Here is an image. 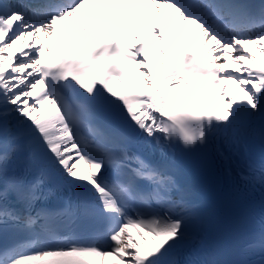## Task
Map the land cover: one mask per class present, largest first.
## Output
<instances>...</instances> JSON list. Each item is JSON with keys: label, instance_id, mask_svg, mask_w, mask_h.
I'll return each instance as SVG.
<instances>
[{"label": "snow or ice", "instance_id": "1", "mask_svg": "<svg viewBox=\"0 0 264 264\" xmlns=\"http://www.w3.org/2000/svg\"><path fill=\"white\" fill-rule=\"evenodd\" d=\"M106 2L125 9L137 4ZM87 3L42 0L29 6L0 0V141L11 140L10 149L0 152V174L7 172L10 152L23 153L35 167L31 182L21 174L0 185V231L21 233L0 246V264H96L109 256L121 264H162L163 257L186 243L191 224L203 226L199 208L174 198L180 189L170 167L152 163L124 144L108 146L107 131L95 122L97 113L123 120L162 153L206 145L214 130L232 129L227 153L219 152L226 162L239 148L241 129L264 122V59L255 62L245 47L255 45L264 57V4L151 0L157 11L172 9L171 16L148 26L146 38L135 44L105 37L93 47L79 43L71 55L55 60L44 59L45 44L28 42L16 54L11 51L17 41L35 40L40 33H57L71 43L57 24ZM189 24L199 38L185 49L179 45ZM130 30L135 36L142 29ZM157 37L160 43L154 42ZM229 60L239 67L228 70ZM153 64L164 69L156 77ZM141 77L144 89L137 86ZM233 82L244 94L240 100L225 90ZM50 176L79 189L85 196L83 215L101 222L87 239H61L47 224L37 227L39 220L54 215L44 209L32 214ZM10 193L23 206V215L8 208ZM129 228L164 239L140 251L133 247L135 241L126 242L132 240ZM197 236L203 248L206 235ZM259 246L264 247V240Z\"/></svg>", "mask_w": 264, "mask_h": 264}, {"label": "bare ground", "instance_id": "2", "mask_svg": "<svg viewBox=\"0 0 264 264\" xmlns=\"http://www.w3.org/2000/svg\"><path fill=\"white\" fill-rule=\"evenodd\" d=\"M97 0H88V3L85 5L87 6L85 10L83 9L82 11H79L76 13L73 17H76V19L72 20L70 22V26L74 27L75 25H82L84 26L86 18L82 16V13L86 11L88 7H91L96 3ZM164 10L157 11L156 6L153 5L151 2H138L136 4V7L133 9V13L136 14V16H140L142 13H147L150 15L151 18H158L160 15H162ZM31 42L33 46H39L41 44L47 45V49L43 51V57L45 60L48 59V42H49V37H45L43 33L38 34V38L35 40H32L31 37H25L20 41H17V43L13 46L11 51L13 54H16L19 49L25 47V45ZM249 49V52L252 54L253 57H255V62L259 63L264 57H261L260 53L257 51L255 45H246ZM239 65L233 64L231 60H229L226 63V68L228 70L236 69L238 68ZM39 89V86H38ZM37 89V90H38ZM226 92L229 97H234L241 93V88L239 85L236 83H230L226 86ZM11 146V140H7V148L10 149ZM127 233L131 234V241H127V243H132V241H135V245L133 246L134 248H138L140 251H144L147 247L156 245L158 242V237L147 230L143 228H129L127 229ZM131 250V249H130ZM130 259L129 257H125V260ZM109 263H118L121 264L120 261L116 259L114 256H109V257H104L103 260L101 261V264H109Z\"/></svg>", "mask_w": 264, "mask_h": 264}]
</instances>
